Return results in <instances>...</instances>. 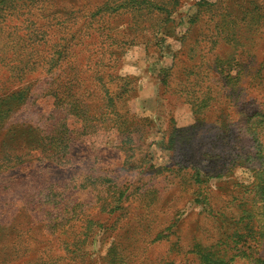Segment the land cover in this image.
Here are the masks:
<instances>
[{"label":"rangeland","instance_id":"rangeland-1","mask_svg":"<svg viewBox=\"0 0 264 264\" xmlns=\"http://www.w3.org/2000/svg\"><path fill=\"white\" fill-rule=\"evenodd\" d=\"M121 1L110 25L154 22L124 48L125 124L92 95L87 114L55 105L83 44L23 59L27 15L0 18V264H264V0L142 4L174 5L167 20ZM51 2L81 20L49 43L96 40L107 0Z\"/></svg>","mask_w":264,"mask_h":264},{"label":"trees","instance_id":"trees-1","mask_svg":"<svg viewBox=\"0 0 264 264\" xmlns=\"http://www.w3.org/2000/svg\"><path fill=\"white\" fill-rule=\"evenodd\" d=\"M137 1H140L141 7H143L141 8L138 4L139 8L146 9L143 13H148L147 9L153 11L155 9L156 14H164L165 20L171 15L174 8V5L164 7L165 4L163 6L160 2L155 1L147 2L144 5L142 4L147 0ZM124 2H128V0H124ZM113 3H116L119 8ZM128 4L123 6L121 0H107L99 9L87 13L90 16L89 24L93 19H96L97 26L94 27L96 32H93L96 40H90L89 38L88 42H85L87 36L82 30V25V27L77 28L80 31L79 34H76L77 36L73 34L67 41L61 42L62 39H66L62 36L63 38L59 37L49 43L48 40L52 39L50 33L52 27L54 33L60 34L65 32L64 30L76 29L75 27L79 25L78 22L81 20L79 17L81 15H73L70 12L67 13L66 10L61 13L53 12L51 0H0V18L8 21L17 15L20 17L27 15V17L22 18L21 23V28L25 30V34L21 35L16 42V44H20L18 50H14V53L20 50V57L23 59L26 57L34 59L33 61L43 59L44 62L54 63L55 65H53L56 67V64L59 65L65 55L73 56L75 54L74 48L83 44L78 50V54L88 52L89 61L87 59L84 65L85 68L76 69L75 60L71 59L74 61L69 68L70 75L67 76V69L63 67L61 71L54 73L51 94L55 98V105L60 109L66 107L77 114L82 112L87 114L90 112L87 106L88 97L92 95L94 98H100L97 101L98 104L94 106L95 109L102 108L104 113L112 114L117 123L125 124L129 120H126V118L120 120L125 114L119 111L118 104H122L124 100L126 101V95L129 91H133L135 87L132 85V76L120 72L124 48L126 44L135 42V35H137L138 27H141V24H143L141 30L142 28L146 30L154 24L152 21H146L147 23L140 21L141 23H139L137 20L133 21L134 19L131 17L132 21L130 19L127 21L129 24L127 28H122L121 23L110 25L107 21L108 16L110 17L114 12L117 13L120 8L128 7ZM49 9L51 12H49ZM87 14L84 13L83 16L85 17ZM97 15H99L98 18ZM50 21H55V24ZM104 22H107V24L102 25ZM16 44L14 47H16ZM91 57L92 60H90ZM87 71L89 73L82 76L81 72ZM87 79H91L90 83H86ZM86 85L89 86L82 87Z\"/></svg>","mask_w":264,"mask_h":264}]
</instances>
